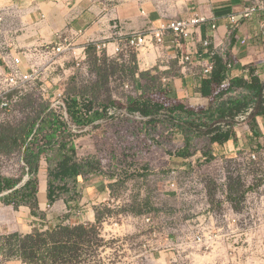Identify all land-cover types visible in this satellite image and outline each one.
I'll return each instance as SVG.
<instances>
[{"label":"rangeland","instance_id":"obj_1","mask_svg":"<svg viewBox=\"0 0 264 264\" xmlns=\"http://www.w3.org/2000/svg\"><path fill=\"white\" fill-rule=\"evenodd\" d=\"M124 1L81 3L97 4L109 16L115 14L113 6ZM24 28L13 9L0 8V68L17 54L27 69L29 48L18 44ZM82 30L75 45L86 47L83 66H76L69 54L53 63L45 55L36 57L38 77L11 91L15 98L11 107H0V122L15 125L35 117L42 106L51 107L58 92L63 93L65 108L59 104L51 108L59 114L73 97L85 114L105 107L100 118L78 125L66 113L78 156H95L99 164L98 172L87 179L100 176L108 191L92 204L81 199L87 184L77 185L67 204L59 199L45 206L49 220L36 228L81 224L87 234L63 260L45 258L34 264H264V148L253 150L254 159L248 154L226 158L218 152L210 161L200 153L186 159L175 156L182 134L159 124L153 129L139 111L128 109L129 97L177 100L169 87L162 86L168 81L162 80L160 59L151 66L145 61L155 49L127 48L119 59L106 51L97 54L89 44L92 40H80ZM141 72L145 74L140 76ZM0 172L17 176L18 155H0ZM230 184L238 187L231 198ZM92 211L95 216L89 218ZM213 226L221 227L216 237L205 233ZM0 264H5L1 257Z\"/></svg>","mask_w":264,"mask_h":264},{"label":"trees","instance_id":"obj_2","mask_svg":"<svg viewBox=\"0 0 264 264\" xmlns=\"http://www.w3.org/2000/svg\"><path fill=\"white\" fill-rule=\"evenodd\" d=\"M212 58L213 69L201 79L199 89L203 96L209 98L207 107H191L178 101L163 103L150 98H128L129 111H139L153 129L159 124L164 128L174 127L182 134V146L173 153L180 158L200 153L204 160L210 161L214 156L212 144L223 145L231 139L233 127L241 116L250 109L248 114L253 118L264 115V81L253 70L248 78L230 76L226 60L215 52ZM133 72L129 69L131 75ZM144 74L141 72L140 76ZM103 109L85 114L73 97L66 111L70 121L78 125L100 118ZM250 127L258 133L254 120ZM74 135L67 119L49 105L42 106L35 117L16 125L0 122V155L16 154L20 163L17 176L0 172V202L11 205L15 210L28 207L33 216L45 219L46 214L38 206L37 178L40 160L44 157L48 205L59 199L67 204V198L75 193L77 184L99 170L95 156H78ZM198 143L203 149L197 147ZM237 191L238 187L230 184L228 197ZM98 219L99 214L96 215ZM86 234L87 229L81 224H58L45 230L34 228L27 234H0L1 262L19 259L34 264L45 258L61 261L77 249V239Z\"/></svg>","mask_w":264,"mask_h":264},{"label":"crops","instance_id":"obj_3","mask_svg":"<svg viewBox=\"0 0 264 264\" xmlns=\"http://www.w3.org/2000/svg\"><path fill=\"white\" fill-rule=\"evenodd\" d=\"M259 2L263 0H189L187 2L142 0L140 4L137 0H125L113 6L115 14L109 16L104 14L97 4V7H92L87 2L81 3V0H0V8L13 9L21 19L25 28L18 44L29 48L28 52H22L29 54L33 61L39 57L37 52L34 53L35 49L51 42L58 31L69 28L76 31L82 28L84 29L80 37L82 42L88 39L97 41L111 35L151 29L162 21L184 18L192 11H198L211 22H215L216 28L210 29V24L200 26L197 38L186 43L182 51L170 45L171 36L166 35L164 45L155 48V55L148 54L145 61L151 66L156 61L155 58L160 59L157 66L163 77L162 80L168 81L162 86L169 87L177 97L174 101L191 107H207L209 98L199 91L203 78L201 68L204 64L213 62V52L221 55L231 64L230 76L243 75L248 78L250 71L253 70L260 80L264 81V35L260 28L263 15L257 12L248 19H241L240 14L245 5ZM230 14L235 15V23L229 20ZM203 39L208 40V47L202 44ZM182 52L190 54L192 61L184 62ZM253 120L257 134L250 127ZM232 132L231 139L223 145L213 144L214 155L218 152L226 158H237L241 154L249 155L254 149L264 148V115L255 118L250 114L245 115L235 124ZM44 165L46 166L47 163L42 157L37 175L38 206L46 214L45 219L49 220L50 216L45 209L48 202ZM103 180L100 176L93 175L86 182L81 181L77 184L82 187L87 184V188L83 191L86 197L84 198L85 195L82 194L81 199L94 204V200L104 198L101 193H107L108 190L103 187ZM88 213L89 218L95 216L93 211ZM45 219L33 216L28 207L22 206L15 210L11 205L0 202V234L11 232L27 234L37 226L43 225ZM16 262L19 261H7L5 264Z\"/></svg>","mask_w":264,"mask_h":264},{"label":"built area","instance_id":"obj_4","mask_svg":"<svg viewBox=\"0 0 264 264\" xmlns=\"http://www.w3.org/2000/svg\"><path fill=\"white\" fill-rule=\"evenodd\" d=\"M187 2L189 0H181ZM257 12H261L263 17L261 19L260 28H262L264 35V1L259 3H250L245 5L240 11L241 19H248ZM229 20L233 23L236 22V17L234 14L229 15ZM210 24V29H215V22H211L202 13L198 11H192L191 14L184 18L172 19L169 21H162L157 27L151 29L142 30V31H133L124 33L122 35H111L105 39L93 41L89 43L92 49L97 53L108 52L119 59L120 56L124 54V51L127 48L136 49L142 51L147 48H159L164 45L166 35L171 36L170 45L175 46L176 48L182 49L184 45L190 41H193L195 37L197 38L198 28L202 25ZM81 30H72L67 29L65 31L57 32L54 36V39L42 46L38 56L45 55L48 58V63H53L56 61V57L61 55L69 54L74 57L76 66H83L84 60L86 59V47L81 46L77 48L75 45V40L80 34ZM202 44L205 47L209 46L207 39H203ZM182 60L184 62H191V55L185 52H182ZM29 55V54H25ZM23 62L21 56L16 55L13 57L11 63L6 62V66L0 68V107L9 108L13 104L15 98L10 93L11 91L20 88L23 84L30 82L31 80L38 77L40 70V65L36 61H30L26 64L27 69L22 68ZM227 68H231V64L226 62ZM213 69V62L204 64L201 68V73L203 77H207ZM57 101L51 103V107L61 103V98L63 96L62 92L56 94ZM63 108L64 105H63ZM251 109L247 112V114ZM62 116L67 119L66 109L60 111ZM246 114V115H247ZM245 115L241 116L240 119L244 118ZM249 156L255 158L254 152H250ZM49 206V205H48ZM149 220V219H148ZM221 227L216 228L215 226L211 227L205 233L209 235H215L216 232H220ZM212 236L208 238L211 239ZM200 240V237L198 238ZM23 264H32L22 262ZM37 263V262H36Z\"/></svg>","mask_w":264,"mask_h":264}]
</instances>
